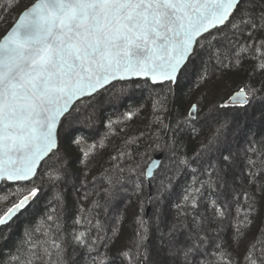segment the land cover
I'll use <instances>...</instances> for the list:
<instances>
[{
  "label": "snow or ice",
  "instance_id": "1",
  "mask_svg": "<svg viewBox=\"0 0 264 264\" xmlns=\"http://www.w3.org/2000/svg\"><path fill=\"white\" fill-rule=\"evenodd\" d=\"M21 2L0 0V11ZM249 59L255 61L250 77L264 74V0H31L0 35V184L22 186L0 208V242L40 201L45 182L58 187L57 202L63 199L66 213L67 191L77 188L82 175L72 146L79 147L77 133L98 118L115 81L145 78L166 85L175 98L184 81L202 87L218 76L240 73ZM261 92L264 83L249 79L207 108L188 104L175 127L167 128L172 158L182 157L178 168L164 169L157 180L161 162L153 160L146 177L133 168L126 179L102 178L95 193L97 216L78 214L70 226L66 216L61 224L57 208L49 204L47 227L30 224L22 231L11 264H84L85 255L90 264H233L231 253L264 213L262 142L249 138L255 104H264ZM160 103L164 110L167 95ZM259 119L264 122V112ZM201 135L205 138L189 152L185 137L191 142ZM241 137L248 145L243 157L234 150ZM181 143L183 149H177ZM238 160L243 161L240 173ZM186 174L189 182L177 195ZM144 178L157 180L148 197L151 215L138 216L132 244L113 252L115 240L110 244L108 233L115 230L128 183L139 194ZM241 198L247 207L238 213L241 221L230 243L219 225ZM189 210H196L191 219ZM100 213L104 224L111 220L108 227ZM251 235L243 264H264V234Z\"/></svg>",
  "mask_w": 264,
  "mask_h": 264
},
{
  "label": "trees",
  "instance_id": "2",
  "mask_svg": "<svg viewBox=\"0 0 264 264\" xmlns=\"http://www.w3.org/2000/svg\"><path fill=\"white\" fill-rule=\"evenodd\" d=\"M16 0H12L15 4ZM31 0H22L18 7H12L10 10L0 11V35L8 29L16 20L19 11L28 5ZM255 61L247 60L243 65V71L238 74H226L223 77L218 76L215 80L210 81L207 85L197 87L190 81H184L177 91L175 98L168 94L166 85H153L148 80H133L114 83L115 86L122 88V95H107L110 91L105 92L104 100L99 106L98 118L91 126L83 127L77 133V139L80 140L79 147L72 146L74 158V166L76 170L82 173L80 181L76 189L67 191V211H62L64 201L60 199L57 202V196L60 195L58 187H52L48 183H44L45 192L41 195L40 201L21 215L15 222V226L11 237L4 242H0V264H11L12 256L15 255V245L20 240L22 231L27 230L32 224L35 228H46L44 217L47 215L46 209L49 204H53L57 208L54 215H60L61 224L65 222L70 226L73 223V218L76 215H82L88 218H95L97 213L93 211L95 208V200L99 197L95 195L101 188V180L107 179L109 176L117 174H131V170L135 168L138 177H146L145 172L148 163L154 154L163 151L165 154L163 164L156 177L163 174L166 168H178V160L181 159L177 153L173 159L172 139L167 131L169 125L173 128L180 121L187 105L194 102H200L205 105V108L211 106L214 102L220 101L226 94H231L238 86L251 79L264 83V74H258L255 77H250L252 65ZM260 84H256L259 87ZM163 93L157 99V94ZM164 95H167V104L164 110H161V101L164 100ZM264 96V92L260 93ZM253 109H249L251 113ZM256 119L249 121V126L252 128V135L256 136L257 141H260V152H264V122L260 121L259 117L264 112V104H255ZM131 113V119L128 114ZM162 121V123H161ZM207 135V133L205 134ZM205 135L185 142L188 143V151L191 152ZM64 143L67 144V138H64ZM126 146V147H124ZM255 146V145H254ZM184 143L177 145V149H183ZM238 152L243 157L244 149L248 147L244 137H241L238 144ZM87 153L88 155H83ZM55 158H53V161ZM123 160V161H122ZM238 166L235 171L242 172V160H238ZM138 165V167H136ZM122 172L118 173V170ZM52 175H56L55 171ZM41 178L36 179V184H40ZM157 180H153L151 187L146 178L143 179L142 191H137L129 184V192L135 195L136 200H131V210L124 214L118 228L108 233L112 240H115V247L111 250L130 246L134 239L135 224L134 220L138 216H144L146 206L149 203V195L155 192ZM189 182V177L186 174L181 178L180 183L176 186L178 194L181 189ZM264 183V179L261 180ZM82 185V186H81ZM27 187H31L28 184ZM51 188V191L49 189ZM22 190L21 185H2L0 187V208L5 207L4 200L9 199L11 194ZM245 187L241 186L238 191L242 194ZM254 191V189H252ZM177 194V192H176ZM177 194V195H178ZM210 199V197H208ZM247 207V201L241 198L240 203L233 207L232 215L229 220H225L219 225L224 229V237L231 241L234 239L232 232L235 226L240 224L241 216L238 215L241 209ZM82 212H78L79 209ZM196 210H189V218L191 219ZM198 211L203 212L200 208ZM211 212V209H209ZM35 218V221H34ZM101 224H104L105 216L100 213L98 216ZM34 221V223H33ZM86 222V221H85ZM109 224H104L108 227ZM264 234V213L255 217L251 225V234ZM95 234V233H93ZM245 237L241 247L232 252L233 264H243L241 256L244 251V244H247L253 236ZM118 237V238H117ZM227 251V249H225ZM10 253L12 255H10ZM84 264H90L87 255H85Z\"/></svg>",
  "mask_w": 264,
  "mask_h": 264
},
{
  "label": "rangeland",
  "instance_id": "3",
  "mask_svg": "<svg viewBox=\"0 0 264 264\" xmlns=\"http://www.w3.org/2000/svg\"><path fill=\"white\" fill-rule=\"evenodd\" d=\"M107 95H111V96H113V95H118V96H123L122 95V88H120L119 86H115V88L113 87L112 89H111V91L108 93V94H106V96ZM124 97V96H123ZM86 127H88V126H86ZM124 147H126V146H124ZM238 146H236L235 148H234V150L235 151H237L238 152ZM123 161V160H122ZM122 178H127L128 176H129V174H121L120 175ZM147 180V179H146ZM148 182V181H147ZM129 184H132L131 182H129L128 183V186H129ZM149 184V183H148ZM176 192H177V194H178V189H176ZM133 198H134V200H136L137 198L135 197V195H131V193L129 192V188L127 187V197H126V199H125V201H124V203L121 205V212H120V215L117 217V222H116V224H115V226H114V228L116 229V228H118L117 226H119V224L121 223V220H122V218L124 217V214H126V213H128L130 210H131V208H132V206H131V203H132V201L131 200H133ZM133 200V201H134ZM147 213V215H151V211H150V209H149V203H148V205L146 206V210H145V212H144V216H145V214ZM140 217H143V216H140ZM111 224V220L109 219V225ZM132 244V243H131Z\"/></svg>",
  "mask_w": 264,
  "mask_h": 264
},
{
  "label": "water",
  "instance_id": "4",
  "mask_svg": "<svg viewBox=\"0 0 264 264\" xmlns=\"http://www.w3.org/2000/svg\"><path fill=\"white\" fill-rule=\"evenodd\" d=\"M157 79H159V77H157ZM133 80H148V79H145V78H136V79H128V80L115 81L114 83H117V82H125V81H133ZM148 81H150L151 84H153L151 80H148ZM153 85H159V84H153ZM164 157H165V154H164L163 151L158 152V153H156V154L152 157V159L150 160V162L148 163V165L151 164L153 160H156V161H160V162H161V166H162L163 161H164ZM147 167H148V166H147ZM160 168H161V167H160ZM153 169H154V171L156 170V165H153ZM157 172H158V171H155V175H156ZM145 175H147V168H146ZM146 179H147V178H146ZM147 181H148V183H149V180H148V179H147ZM151 184H152V182L149 183V186H150V187H151ZM2 185H3V184H0V187H1Z\"/></svg>",
  "mask_w": 264,
  "mask_h": 264
},
{
  "label": "bare ground",
  "instance_id": "5",
  "mask_svg": "<svg viewBox=\"0 0 264 264\" xmlns=\"http://www.w3.org/2000/svg\"><path fill=\"white\" fill-rule=\"evenodd\" d=\"M155 155V154H154Z\"/></svg>",
  "mask_w": 264,
  "mask_h": 264
}]
</instances>
